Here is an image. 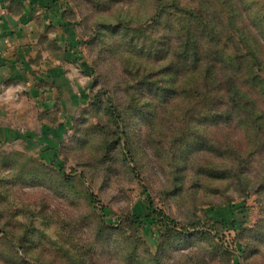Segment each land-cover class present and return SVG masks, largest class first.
<instances>
[{
  "label": "rangeland",
  "instance_id": "374dc122",
  "mask_svg": "<svg viewBox=\"0 0 264 264\" xmlns=\"http://www.w3.org/2000/svg\"><path fill=\"white\" fill-rule=\"evenodd\" d=\"M57 2L87 87L17 101L34 129L0 139V264H264V0ZM185 46L248 54L261 128L224 120L221 76Z\"/></svg>",
  "mask_w": 264,
  "mask_h": 264
},
{
  "label": "crops",
  "instance_id": "0c3cea01",
  "mask_svg": "<svg viewBox=\"0 0 264 264\" xmlns=\"http://www.w3.org/2000/svg\"><path fill=\"white\" fill-rule=\"evenodd\" d=\"M58 4L57 0H0V139L17 137L20 130L33 131V124L26 121L33 115L27 111L25 115L17 102L24 95L35 99L39 110L52 109L58 100L66 107L85 95L88 79L82 73V51L70 26H64ZM55 42L61 48H55ZM65 123L66 116L63 129Z\"/></svg>",
  "mask_w": 264,
  "mask_h": 264
},
{
  "label": "trees",
  "instance_id": "16d2710c",
  "mask_svg": "<svg viewBox=\"0 0 264 264\" xmlns=\"http://www.w3.org/2000/svg\"><path fill=\"white\" fill-rule=\"evenodd\" d=\"M180 11L184 15H186L188 19H197L196 13L192 10L182 9ZM185 43H188L187 39ZM53 45L55 46V43H53ZM184 54L185 61L182 65L187 66L188 63H191L194 70L206 65L212 70L214 69L217 75L221 76L220 83H222V86L224 87L223 91H226L227 93L228 103L230 104L229 108L227 109L228 112H226V115H228L224 116V120H229L233 116V114H240L241 117L246 120V122L251 124L254 128H261V123H259L261 114L256 113L255 111V109H257V104H249V93H246L245 90H243L244 79L240 78L241 67L235 65H238L239 61L245 60L247 66L250 67L251 64L246 60L248 54L244 55L237 53L238 55H236V58L231 61H227L230 56L225 57V59L222 60H217L215 55L207 54V52H199L195 49V47L191 46H185ZM254 58L256 59L255 61H257L258 64L259 60L256 57ZM157 218L160 220V222H162L163 225L171 224L168 222L167 217H163V219H160V217L158 216Z\"/></svg>",
  "mask_w": 264,
  "mask_h": 264
}]
</instances>
